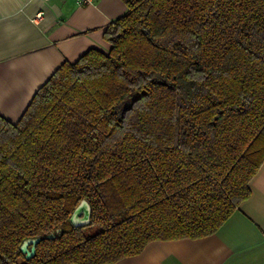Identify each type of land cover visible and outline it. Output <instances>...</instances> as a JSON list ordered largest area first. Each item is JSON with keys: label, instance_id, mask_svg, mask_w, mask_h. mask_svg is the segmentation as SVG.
Here are the masks:
<instances>
[{"label": "trees", "instance_id": "16d2710c", "mask_svg": "<svg viewBox=\"0 0 264 264\" xmlns=\"http://www.w3.org/2000/svg\"><path fill=\"white\" fill-rule=\"evenodd\" d=\"M123 2L107 50L63 61L18 121L0 115V264L116 262L212 234L250 195L264 0ZM81 199L90 222L73 226ZM29 237L41 240L27 259Z\"/></svg>", "mask_w": 264, "mask_h": 264}, {"label": "crops", "instance_id": "0c3cea01", "mask_svg": "<svg viewBox=\"0 0 264 264\" xmlns=\"http://www.w3.org/2000/svg\"><path fill=\"white\" fill-rule=\"evenodd\" d=\"M126 10L123 0H0V115L18 121L63 61L107 50L104 30ZM248 186L250 195L214 233L151 241L106 264H264V163Z\"/></svg>", "mask_w": 264, "mask_h": 264}, {"label": "water", "instance_id": "95a60500", "mask_svg": "<svg viewBox=\"0 0 264 264\" xmlns=\"http://www.w3.org/2000/svg\"><path fill=\"white\" fill-rule=\"evenodd\" d=\"M91 207L86 199H81L70 215V222L73 226H85L90 222ZM60 229L57 228L56 232ZM55 233L51 232L46 235L47 238H52ZM41 240V237H29L23 240L20 245V251L25 255V258H30L35 253L36 244Z\"/></svg>", "mask_w": 264, "mask_h": 264}, {"label": "built area", "instance_id": "2783aa9c", "mask_svg": "<svg viewBox=\"0 0 264 264\" xmlns=\"http://www.w3.org/2000/svg\"><path fill=\"white\" fill-rule=\"evenodd\" d=\"M74 1H75V3H76L78 6H82V5H86V4H90V3H92L93 0H74ZM41 15H42V12H38V13L36 14L34 20L37 19V18H40Z\"/></svg>", "mask_w": 264, "mask_h": 264}, {"label": "rangeland", "instance_id": "374dc122", "mask_svg": "<svg viewBox=\"0 0 264 264\" xmlns=\"http://www.w3.org/2000/svg\"><path fill=\"white\" fill-rule=\"evenodd\" d=\"M96 229H97V227L93 226V227H90V228L87 230V232H88V233H93V232L96 231Z\"/></svg>", "mask_w": 264, "mask_h": 264}]
</instances>
